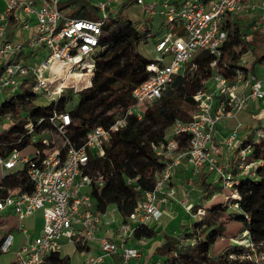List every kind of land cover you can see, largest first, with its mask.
I'll list each match as a JSON object with an SVG mask.
<instances>
[{
	"label": "built area",
	"instance_id": "2783aa9c",
	"mask_svg": "<svg viewBox=\"0 0 264 264\" xmlns=\"http://www.w3.org/2000/svg\"><path fill=\"white\" fill-rule=\"evenodd\" d=\"M60 2L8 0L6 11L1 16L3 24L0 25V104L6 99L17 101L23 90L28 88L35 105H56L62 99L66 105H74L79 93L92 86L106 17L126 5L134 4L141 8L146 20L141 27L150 29L151 23L158 19V23L167 30L157 33L154 49L158 57L155 63L147 66L149 78L133 91L135 104L109 127H95L81 145H76L68 136L73 122L68 111L54 108L47 117L28 120L24 126L29 141L25 149L34 146V153L25 156L18 149H13L6 157H0V167L4 174L18 167H27L34 190L31 193L19 188L9 190L6 197L0 199V216L13 212L22 228V221L42 212V228L34 237L27 235V242L17 253L16 264H45L49 254L62 251L64 241L83 251L96 244L104 254L119 255L120 264H129L132 259L140 257V252L127 247L126 241L139 226H153L161 220L160 202L176 200L175 188L170 186L184 160L193 179L209 173L225 188L237 184L242 175H254L260 164L249 159L252 144L242 147L238 128L220 145L214 144L220 124L236 117L252 100L264 101V81L252 73L247 59L250 53L243 55L235 67L224 63V67L232 71V79L216 70L228 38L223 22L229 16L254 10V0H188L181 6L171 0H97L98 19L67 18L59 8ZM262 12L261 21L253 29L264 32V7ZM10 16L19 23L22 31L31 33L34 25L28 39L21 38L15 42L6 38ZM147 22H150L149 27ZM170 27L177 30L172 31ZM25 47L32 50L30 59L23 56ZM43 51L47 52L46 57L42 56ZM200 53L212 57L210 66L215 72L209 81L213 86L193 96L196 107L188 122L177 121L167 132L165 140L150 144L152 154L164 163L163 168L156 176L154 189L143 193L134 211L117 228V240L98 237L96 233L100 227L109 225L111 221L104 220L106 213H99L94 207L92 188L102 187L104 178L100 174L91 176L85 172L91 155L104 157L114 133L127 125L128 117L142 120L145 108L160 100L175 76ZM254 61L253 57L252 63ZM73 75L85 76V80L78 87L65 84ZM12 124L10 113H0V130H7ZM185 134L189 136V143L187 150L182 151L181 140ZM263 139L264 125L255 130L253 143ZM235 151L238 155L232 161ZM137 181L138 178L127 179L129 184ZM181 204L185 206L186 201ZM185 209L195 222L206 214L204 208L194 211L190 204ZM177 238L186 244L181 234ZM13 243L14 235L7 234L1 251L9 253ZM232 243L248 250L241 254L229 252L231 259L254 263L264 261V244L255 245L248 232L232 239ZM99 261L101 257H89L85 264H97ZM158 264L163 263L159 261Z\"/></svg>",
	"mask_w": 264,
	"mask_h": 264
},
{
	"label": "trees",
	"instance_id": "16d2710c",
	"mask_svg": "<svg viewBox=\"0 0 264 264\" xmlns=\"http://www.w3.org/2000/svg\"><path fill=\"white\" fill-rule=\"evenodd\" d=\"M79 2L81 1L67 0L63 5L60 4L59 8L63 10L73 6L69 11L70 18L100 17L96 6L92 11L86 4L77 5ZM15 25L16 22L10 16V29ZM158 27L167 30L163 24H158ZM222 27L227 31L228 38L217 71L232 79L233 73L224 67V63L235 67L240 58L248 53L255 58L253 66H264V33L252 29L251 24L244 25L235 16L227 17ZM170 30L176 31L177 28L170 27ZM157 33L142 31L141 25L136 26L127 18L124 9L110 13L106 17L100 37L101 50L96 56L92 86L79 93L74 105H66L64 99L56 105H35L34 96L28 88L23 90L17 101L6 99L0 104V113H10L13 121L9 129L0 130V157H6L13 149L22 152L29 143L25 124L30 118L49 116L54 108L71 114L73 122L68 136L76 145H81L86 135L95 127L112 125L135 104L134 89L149 78L147 66L155 63V60L145 57L139 47L150 40L156 42ZM211 61L212 57L207 53H200L185 70L175 76L162 98L145 108L142 120L134 116L128 117L127 125L114 133L104 157L91 155L89 167L85 172L91 176L100 174L104 178V185L93 186L91 191L97 212L104 214L113 207L126 220L143 193L154 189L156 176L164 163L152 154L150 144L165 140L167 132L177 121L188 122L191 119L190 115L176 104L175 95L179 94L186 105L191 109L195 108L193 96L207 89V82L215 72L210 66ZM257 128L258 126L254 129ZM254 132L255 130L251 131L245 138L240 136L239 132L242 147L252 144L249 159L260 163L254 170V175L240 176L237 184L227 188L230 191L224 195L225 201L220 202L216 208L207 209L206 204L194 208L196 211L202 207L206 214L195 222L194 227L186 228L181 233V238L185 239L186 244L181 243L177 237L165 234L164 244L157 249L158 253L164 256L160 260L163 264H264V261L254 263L231 259L228 255L214 260L209 255V249L223 236L229 220L241 221L245 225L241 233L248 232L251 242L255 245L264 244V139L253 143ZM188 143L189 136L185 134L181 140L182 151L187 150ZM211 176L209 173H202L193 179L194 185L200 188L204 195L213 189L214 185L209 181ZM128 178H138V181L129 184ZM14 188L33 192L34 184L28 176L27 167H18L4 174L0 182V199L5 198L8 191ZM19 227V218L13 212L0 216V257L4 254L1 246L5 236ZM157 234V230L152 226H139L133 237L136 240L152 239ZM239 235L237 233L230 239H237ZM230 250L241 254L248 248L234 245ZM45 264H71V259L61 252H54L47 256Z\"/></svg>",
	"mask_w": 264,
	"mask_h": 264
},
{
	"label": "crops",
	"instance_id": "0c3cea01",
	"mask_svg": "<svg viewBox=\"0 0 264 264\" xmlns=\"http://www.w3.org/2000/svg\"><path fill=\"white\" fill-rule=\"evenodd\" d=\"M188 0L183 1L182 3L178 4V6L184 5ZM8 0H0V25L3 24V21L1 20V16L6 11ZM175 3V2H173ZM177 5V4H176ZM35 27L34 25L31 28V33L34 31ZM30 32L22 31L20 28L19 23L17 22L15 27L13 29H10L9 25L7 27L6 32V38L18 41L19 39L26 40L30 37ZM27 49V50H26ZM32 50L28 47H25L23 50V56L27 57V59L31 57ZM257 65L252 64L251 68L254 71V68H256ZM260 66V65H259ZM264 68V66H261ZM252 73L258 78L264 81V71L261 72H253ZM211 82V84L208 85V83ZM213 83L212 81L207 82V87H212ZM264 108V101L263 100H252L250 104L242 110L236 117L226 119L224 123L220 124L217 127V132L214 137V144L220 145L223 140L229 136V134L236 128H239L240 136L245 138L246 136L251 134V131L256 130L255 127L258 126L261 127L264 125V118L263 116H260L259 113L261 109ZM258 121V122H257ZM256 122V123H255ZM254 125V126H253ZM238 155V152L235 151L232 154V161L236 159ZM233 166L236 167V164ZM175 177V181L171 183V185H174V188H179L180 186H183L182 188L185 189L184 194H181V198L186 201H192L201 205L206 204L212 201H215L216 199L221 197L220 192H223L222 185L214 179V177H210V180L213 183V189L209 194L204 195L202 190L194 185V181L192 178V172L187 164V162L184 160L182 164L177 168ZM188 186V187H187ZM187 187V188H186ZM190 189V190H189ZM195 193V194H194ZM198 196L195 198V195ZM201 197L208 198L203 203H200L199 200H201ZM184 200V201H185ZM180 200L176 198L174 203L167 202V203H159V206L161 210L163 211V216L161 220L154 224L152 227L157 230L158 234L156 237L152 239H141L136 240L133 236H131L125 243L127 247L135 248L139 250L140 257L132 259L129 264H132L131 262L133 260H136V263L134 264H146L145 262V256L149 255L152 256L150 264H158L161 259H163V255L158 253V248L164 244L165 238L164 235L168 234L172 237H177V235L181 234L186 228H192L195 225V219L187 213ZM199 201V202H198ZM196 205V206H198ZM10 212V211H8ZM6 212V213H8ZM41 214V220L43 225V217L42 212H37ZM36 215V214H35ZM166 216L165 220L164 217ZM168 216V217H167ZM32 217L27 218V220L32 219ZM104 220H110L111 223L109 225H102L100 229L97 231L98 237H106L111 240H117L116 236V230L117 228L124 223L123 217L119 214V212L116 210V208H110L106 214L104 215ZM42 225L40 229L36 232L31 233V237H34L38 235L40 232ZM23 226V224H22ZM20 228V227H19ZM23 228V227H22ZM20 230V229H18ZM24 233L27 235L29 234V231L27 228H23ZM32 231L33 228H32ZM12 234V233H9ZM231 237V236H230ZM65 245L61 251V254L63 255V251H65L64 256H68L71 259V264H85L89 257H101V261H99L97 264H120L121 263V257L117 254H104L99 247L96 244H92V246L87 249L86 251L80 250L76 245L72 243H68L67 241H64ZM66 249V250H65ZM154 257H158V260H154ZM16 263V261L14 262ZM12 263V264H14Z\"/></svg>",
	"mask_w": 264,
	"mask_h": 264
},
{
	"label": "rangeland",
	"instance_id": "374dc122",
	"mask_svg": "<svg viewBox=\"0 0 264 264\" xmlns=\"http://www.w3.org/2000/svg\"><path fill=\"white\" fill-rule=\"evenodd\" d=\"M65 1H67V0H61L60 4L63 5ZM80 1L81 2H79V4H77V5H80L81 3L86 4L88 9L93 11V7L95 6V3H96L97 0H80ZM171 1L175 2V4L178 5V4L182 3L185 0H171ZM254 4H255V9L254 10H251V11L245 13V14L235 15V17L239 18L240 21L244 25H250L251 24L252 25V29L254 28V26H258L257 23L259 21H261V19H262V16H263L262 7H264V0H254ZM80 7L81 6H78V8H80ZM72 8H73V6L72 7L68 6V7H65L63 10H61V8H60V10L67 18H70L69 11ZM122 9H124V14L127 16V18H129L132 21V23L135 24L136 26H139L142 23H146L145 17L143 15V12H142L140 7H137L134 4H130L128 6L127 5L124 6ZM99 15H100V13H99ZM124 20L125 19L123 18L122 21H124ZM158 22H159L158 19L154 20L151 23V26H150V22H147L146 26H148V27L150 26L151 28L149 29V28L144 26V27H141V29H142V31L147 30L149 34H153V33L159 32V31H164L165 28L158 27V24H159ZM261 25H263V23ZM262 33H264V32H262ZM154 45H155V40H150L147 43L141 44L140 47H139V50L145 57H147L149 59H152V60H156L157 57H158V54L156 53V51L154 49ZM42 56L46 57L47 56V52L43 51L42 52ZM249 56H250V58L247 57V59H249V61H250L248 63H250L249 65L252 66V64H253L252 63L253 56H252L251 53H250ZM187 67H188V65H187ZM254 71L258 73V72L264 71V68L257 64L256 68H254ZM209 84H211V82H209L208 85ZM175 102L182 110L186 111L190 115V117L195 112V108L191 109L188 105H186L184 103L183 99L179 96V94L175 95ZM259 115L263 116V118H264V108L261 109ZM239 128H238V130H239ZM34 151H35V147L34 146H29V147H27L26 149H24L21 152V155H25V156L26 155H32L34 153ZM176 173L177 172H175V175H176ZM3 177H4V173H3V171H2V169L0 167V182L2 181ZM174 179H175V177H173L172 182H173ZM170 187H174V185L172 184ZM182 187L183 186H180L179 188L176 187L175 191H176L177 199H179L181 203H184L186 200L184 199L185 200L184 201L181 198L182 196L180 194V193H182V194L185 193L184 192L185 189H183ZM222 189H223V192H220V194H221L220 198L216 199L212 203H206V208L207 209L216 208V206L220 202H224L225 201L224 195L226 193H229L230 190L227 189V188H222ZM197 196H198V194L195 195V198ZM208 198H210V197H207V198L201 197V200H199V201H200V203H203L206 200H208ZM174 201L175 200H171L170 202L174 203ZM188 204L191 205L192 209H194L196 207V205H198L196 203V201L195 202L186 201L185 206H187ZM185 206H182V207L188 213V211L185 209ZM165 218H166V216L164 217V220H165ZM22 224H23V228H25V229L27 228L28 230H30L29 234H31V233L34 234V232L38 231L40 229L41 225H42L41 214L40 213H36V215H34L32 219H29L27 221L25 219L24 221H22ZM23 228H19L20 230H15V231L12 232V234L14 235L13 246H12V248H11L9 253H5V254L1 255L0 264H12V263H14L17 260L16 259L17 253L21 250L23 245L27 242V234L24 233ZM32 228H33L34 231H32ZM244 229H245V225L241 221H239V220H229L228 223L225 226L224 231H223V236L219 237V239L216 241V243L213 244L211 246V248L209 249V255L214 260H219V259L222 258V256L228 255V253L231 251L230 248L232 246H234V244L232 243V240L230 239V236H235L237 233H239L240 234L239 237H240V236H242L241 232ZM62 253L64 255L65 251H63ZM154 258H155L154 259L155 261L158 260V257H154ZM151 259H152V256H149V255L147 256L146 255L145 256L146 264H150ZM131 263L132 264L136 263V260H133Z\"/></svg>",
	"mask_w": 264,
	"mask_h": 264
},
{
	"label": "bare ground",
	"instance_id": "6f19581e",
	"mask_svg": "<svg viewBox=\"0 0 264 264\" xmlns=\"http://www.w3.org/2000/svg\"><path fill=\"white\" fill-rule=\"evenodd\" d=\"M55 68L59 67L58 65H54ZM85 80V76H81V75H73V76H70L66 81H65V84L69 85V84H73L74 86H79L80 83L82 81Z\"/></svg>",
	"mask_w": 264,
	"mask_h": 264
}]
</instances>
